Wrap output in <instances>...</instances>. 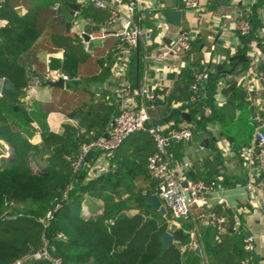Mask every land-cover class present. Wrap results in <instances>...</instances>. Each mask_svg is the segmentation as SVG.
<instances>
[{
    "label": "trees",
    "instance_id": "16d2710c",
    "mask_svg": "<svg viewBox=\"0 0 264 264\" xmlns=\"http://www.w3.org/2000/svg\"><path fill=\"white\" fill-rule=\"evenodd\" d=\"M54 3V0L36 1L26 13L21 14L17 9L18 0H0V20L6 22L4 28L0 29V82L8 80L17 90L27 89L28 79L23 59L27 58L44 34L46 24L54 15L48 9ZM262 4L263 1H257L249 13L245 14L251 33L242 38L241 51L244 53L251 41L259 38L255 32L262 25L256 15ZM108 17L103 16L99 21H106ZM51 38L60 43L66 53L60 72L67 75L70 81L84 78L79 75L81 62L75 53L77 48L82 52V39L57 33H53ZM259 39V45L263 48L264 39ZM115 46L108 52L109 55L111 53L110 57H113L111 51ZM134 52L127 72L128 81L131 82L128 86L132 89L140 85L142 67L143 70L147 68L140 60V53L137 57ZM183 59L190 61L186 55ZM189 65L192 69L184 71L182 75L192 85L194 75L204 74V70L195 62ZM259 71L264 74V62H261ZM218 82L216 76L205 74L195 102L190 101L193 93L189 92L180 95L177 101L166 97L159 107L168 110L174 104H181L180 110L187 111L191 116L188 127L192 133L202 130L206 124L218 123L227 132L239 154L242 148L251 145L242 144L239 142V134L235 139L231 132L236 130V111L248 107L250 95L242 85L235 87L231 101L217 109L213 104ZM73 99L70 97L68 100ZM142 102L146 103L145 99ZM154 102L151 105L157 108L158 104ZM15 106L17 110L13 111V107L6 105L3 97H0V141L12 152L11 156H3L0 160V264H14L20 257L43 249L51 257L59 258L61 264H241L250 256L243 250L240 238L243 232L239 236L231 233L233 216L229 212L227 214L224 206L220 205L211 212L223 218L224 223L219 228L205 227L194 235L193 241L204 255L202 262L193 252L191 254L195 262L186 261L181 248L191 241L190 235L184 232L190 227L170 232L169 214L163 215L150 209L145 198L155 195L154 184L151 188L135 186L133 183L127 187L130 178L135 177L136 173L147 177L149 183L152 182L147 162L154 153V143L145 133L133 134L149 146L147 154L138 159L140 165L136 172H133L135 169L132 170L131 166L123 167L122 163L114 168L113 161L104 169L106 172H92L101 157L99 152H91V157H86L81 167L73 170V162L81 147L106 134L118 112L116 102L111 106L104 102L88 106L82 105L80 100L76 112L68 116L81 117L78 125L84 133L65 125L63 133L58 135L50 133L44 123L47 114L53 110L52 106L38 105L33 109H21L17 104ZM205 108L211 109L210 116L195 119V115ZM255 111L264 118V113ZM32 124L39 131L41 141L38 144L31 143L36 131ZM237 124L239 128L245 125L242 129L248 132L250 139L254 127L250 128V124L243 118ZM118 149L111 158L105 159H114ZM40 158L44 164L36 167V161ZM31 164L35 166V171ZM193 182H203L212 190L218 186L215 180L205 178L202 172L194 175ZM84 204L86 210H83ZM48 212L50 217L46 219ZM169 232L172 241L165 244L162 236ZM250 258L247 264H254V256ZM21 264L51 263L45 259H30Z\"/></svg>",
    "mask_w": 264,
    "mask_h": 264
},
{
    "label": "crops",
    "instance_id": "0c3cea01",
    "mask_svg": "<svg viewBox=\"0 0 264 264\" xmlns=\"http://www.w3.org/2000/svg\"><path fill=\"white\" fill-rule=\"evenodd\" d=\"M36 1L40 0H18L17 9L21 14H24ZM54 1L55 3L50 4L48 9V11L54 12L53 20L51 19L46 24L44 34L37 40L27 58L24 57L23 59L26 65L28 85L33 80L41 81L46 68L53 71L62 70L66 53L60 43L52 40L53 33L76 37L86 35L88 40L89 36L94 38L89 41L90 47L88 46L87 50L82 45V52H79L78 48L75 52L79 55L81 62L79 75L84 78L65 83L63 89L51 87L49 83L41 81L36 89V98L29 109H33L38 105L52 106L53 110L47 114L44 123L48 131L54 135L62 134L65 125H70L74 129H78L80 133H84L78 125L81 117L79 115H76L75 118L68 116L73 111L76 112L79 101L82 100V105L88 106H94L100 102L111 106L115 103V92L119 90L121 84H131L128 81L129 75L127 73L129 65L125 72L121 73V65L116 63L117 60L114 56L110 57L111 53L108 54L109 50L116 45V40L113 37L114 32L121 29L127 21L140 32V38L134 53L137 57L140 53V60L146 64L148 69L143 70L142 67L143 78L140 85L137 86L147 84L153 88L154 103L158 104L157 108H154L153 113H151L153 125L154 122L161 123L157 126L164 125L171 110H180L181 104L179 103L174 104L168 110L159 107V105L166 97L177 101L178 98L180 99V95H187L190 92L191 85L187 83L182 73L191 68L189 64L192 62H195L198 67L200 66L204 70V75L216 76L219 79L213 104L215 108L220 109L225 102L231 101L229 97H232V91L235 87L242 85L241 87L248 92V85L244 80L253 69L251 63L253 57L250 55L254 50L253 47L259 44V38L264 39V34L261 37L259 35V30L264 28V2L256 15L257 21L262 25L255 32L259 38L256 41H251L244 53L241 51L243 40L235 33L233 24L240 15L248 12L249 7L251 9L257 3L252 5L251 0H229L225 5H221L217 0H199L200 8L197 11H186L183 8L182 0H133L117 9L120 19L112 26H106L104 25L105 21H99L101 17L109 16L108 12H99L100 10L90 6L86 0ZM104 1L107 2L108 0ZM66 4L80 6L79 11L72 20H62ZM88 8L89 10L84 12ZM171 11L185 12V21L181 22L180 26L166 22L163 13ZM86 13L87 15H85ZM5 25L6 22L0 20V29L4 28ZM180 31L191 33L194 39L190 50L184 53L170 44ZM82 42H84L83 38ZM159 49L168 51L167 61L163 64L167 72L155 75L153 71L154 62L148 56L153 55ZM185 55L189 56V62L183 59ZM240 56H243L244 60L238 59ZM70 63L73 64V62ZM218 67H220V70H218ZM136 75H138L137 68ZM230 81H235L236 86L227 95H223L222 90L229 85ZM66 84L67 87L69 85L68 88ZM185 86L189 87L188 93L179 90ZM249 95L248 107L235 113L234 128L236 130L231 132V135L236 139L239 134V142L254 145V131H252V137L249 139L248 132L243 130L245 125L239 128L237 122L243 115V119L250 124V128L254 127L255 129L257 119L254 112L258 110V102L264 103V92L259 91L256 95L249 93ZM70 97L74 99L68 100ZM134 101L137 106L142 104V100L139 98H135ZM16 104L21 109H26L23 97ZM182 112L188 114L191 119L187 111ZM201 117L204 116L200 110L195 115V119ZM172 118H176L171 119L176 126L188 127V122L181 117ZM204 118L206 119V117ZM32 126L36 131L31 143L38 144L41 141L39 131L35 124H32ZM143 143L138 136L128 137L117 150L114 159L107 160L103 156L98 158L96 165L102 168L99 173L101 171L106 172L104 169L113 162L114 168L118 163H122L123 167L131 166L132 170L135 169L133 172H136L140 165L138 159L147 154L149 149V146ZM0 145L7 148V150L10 149L1 141ZM3 154H0V160L4 158ZM168 158L172 166L176 168L178 178L182 184L194 183L193 178L197 172H202L205 178H211L218 183V186L207 196L204 211L211 212L222 203L227 214L229 212L231 216L239 215L243 222V233L240 236L241 243L242 237L252 236L255 245L253 252L254 264H264V191L247 186L248 170L240 155L234 149V143L230 142L227 132L222 130L218 123L206 124L202 130L192 133V139L189 143H172L168 149ZM132 159H135V161L133 162ZM38 161L42 163L43 159L40 158ZM185 165L188 167H185ZM129 182L128 188L132 183L139 187H150L153 184L152 182L149 183L147 177L139 173H136V176H133L132 179L130 178ZM200 212V209L193 208L188 219L181 222H171L170 224L175 225V230L189 226L190 228L184 230V232L194 240L196 232L199 233L206 227L198 224L196 220L197 214ZM196 248H198L196 244L192 251H188L185 247L181 248V252L185 253L184 257L188 263L195 262L191 252L195 254ZM195 256L198 257L201 263L202 257L204 258L202 251H200L199 256L196 254Z\"/></svg>",
    "mask_w": 264,
    "mask_h": 264
},
{
    "label": "built area",
    "instance_id": "2783aa9c",
    "mask_svg": "<svg viewBox=\"0 0 264 264\" xmlns=\"http://www.w3.org/2000/svg\"><path fill=\"white\" fill-rule=\"evenodd\" d=\"M86 1L97 10L107 11L109 17L104 25L112 26L120 19L117 9L133 0H108L107 2L104 0ZM257 1L259 0H251V4L253 5ZM261 1L264 2V0ZM182 3L186 11H197L200 8L199 0H182ZM249 9L250 7L247 13H249ZM233 29L241 38L250 35L251 26L245 14L240 15L235 20ZM263 34L264 28H261L259 30L260 37ZM113 37L116 40V46L111 51L112 56L117 60L116 63L121 65L120 68L122 73L123 71L125 72L130 63V57L138 44L140 32L127 21L123 24L121 29L114 32ZM80 38L82 39V35H80ZM93 39V37L89 36V40L83 42L85 50L88 49L89 41ZM192 40L193 36L191 33L180 31L170 44L184 53L190 50ZM253 49L250 55L253 57V59L251 58L253 69L244 81L246 85H248V93L256 95L259 91L264 92V74L259 71L261 62H264V43L263 48L258 44L255 45ZM148 58L154 62L153 71L155 75H161L162 72H167V69L163 65L168 58L167 50L159 49L153 55L148 56ZM204 78L205 75L202 73L194 75V82L190 86V92L193 93V96L190 98L191 102L196 101V93L200 92L199 87ZM60 80L63 81L64 84L70 81L67 75L48 68L44 70L41 77V81L44 83H56ZM41 81L33 80L28 85L27 89L24 90L23 102L26 109L30 108L31 103L36 98V89ZM152 92L153 88L147 84L132 89L128 85L122 83L114 96L118 109L117 115L113 118L110 127L103 137L93 140L81 147L79 154L73 162V170L76 171L81 167L88 153L99 152L101 157L111 158L113 152L118 149L128 137L135 133H145L151 137L154 143V153L147 162L148 175L154 184L155 196L159 199L165 212L169 214L170 222L175 223L188 219L192 209L197 208L201 210L196 217L198 224L206 227L219 228L224 223L223 218L216 216L212 212L204 211V208H206V198L212 191L211 187L203 182H194L183 187L178 178L176 168L172 166L168 158V149L171 144L178 142L189 143L192 139V130L189 127L176 126L172 120L166 121L162 126L153 125L150 114L151 110H154V107L151 105V102L154 100V94ZM135 98H139L142 101L145 99L146 103L142 102L140 106H137L134 101ZM257 111L264 113V103L258 102ZM210 114V108L203 109L204 117L207 118ZM255 116L257 125L254 131V141H256L257 144L242 148L239 155L248 170L247 186L259 191H264V133L262 132L264 128V118H261L259 113H255ZM185 167L188 166L185 165ZM49 217L50 212L46 214V219ZM242 230L243 222L241 218L239 215H234L232 218L231 233L239 235ZM242 245L243 250L250 256L248 259L243 260L241 264H247L254 252V238L250 235L244 236L242 238ZM194 248L195 243L193 239H191L190 243L185 246V249L192 251ZM30 259H45L51 264H61V260L51 257L46 249L31 255L22 256L14 264H21Z\"/></svg>",
    "mask_w": 264,
    "mask_h": 264
},
{
    "label": "water",
    "instance_id": "95a60500",
    "mask_svg": "<svg viewBox=\"0 0 264 264\" xmlns=\"http://www.w3.org/2000/svg\"><path fill=\"white\" fill-rule=\"evenodd\" d=\"M221 5H225L229 0H217ZM66 10L63 11V16H62V20L67 19V20H72V18L74 17V15L79 11L80 6L76 5V4H66L65 5ZM163 17L165 18L166 22L173 24L175 26H180L181 22L185 21V12L183 11H171V12H164L163 13ZM84 42L88 41V36L83 35L82 36ZM238 59L244 60L243 56L238 57ZM218 70H220V67H218ZM230 75V73H228ZM51 87L54 88H59V89H63L64 87V83L63 81H57L56 83H49ZM236 86V82L235 81H230L229 85L222 90V94L223 95H227L228 92L233 89ZM179 90L183 91L184 93H188L189 91V87L185 86L183 88H180ZM24 91L23 90H17L8 80H3L1 82L0 85V95L1 97H3L6 105H9L11 107H13V110L16 111L17 107L15 106L16 103L18 102V100L24 96ZM196 96L199 97V92L196 93ZM231 99V97H229V100ZM201 113H203V110H201ZM172 117H181L182 119H184L186 122L190 121V117L188 114L180 111V110H176L173 109L170 111L169 115L167 116V121L170 120ZM161 123H156L154 122V125H160ZM206 142V141H205ZM257 144V142L255 141V145ZM87 159H89L91 157V153H88L86 155ZM183 187H186L187 185L184 183L182 184ZM145 202L148 203L150 205V209L152 211H159L160 213H162L163 215L166 214L165 210L163 209V207L161 206V203L159 201V199L157 198V196L152 195V196H148L145 198ZM175 225L172 224L170 226V232L174 231ZM166 233L162 236V241L165 244H169L172 241V236L171 233ZM195 254L197 256H199L200 251L199 248L195 249Z\"/></svg>",
    "mask_w": 264,
    "mask_h": 264
},
{
    "label": "rangeland",
    "instance_id": "374dc122",
    "mask_svg": "<svg viewBox=\"0 0 264 264\" xmlns=\"http://www.w3.org/2000/svg\"><path fill=\"white\" fill-rule=\"evenodd\" d=\"M79 51H81L80 50V48H79ZM151 113H153V110H151V112H150V114ZM243 114V113H242ZM244 116L242 115V118H243ZM252 130V129H251ZM2 142V141H1ZM9 148V147H8ZM6 150H7V148H4V146H2V145H0V154L1 153H4L3 155H4V157H9V156H11L12 155V152H11V150L10 149H8L7 150V152H6ZM3 151H5V152H3ZM42 164H44L43 162L42 163H40V161H36V167H38L39 165H42ZM31 166V168H32V170H34L35 171V166L33 165V164H31L30 165ZM102 168H99L98 167V165H96L95 167H94V169L92 168V172H97V171H100ZM97 170V171H96ZM24 209V208H23ZM83 210H86V208H85V204L83 205Z\"/></svg>",
    "mask_w": 264,
    "mask_h": 264
}]
</instances>
